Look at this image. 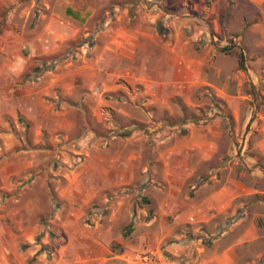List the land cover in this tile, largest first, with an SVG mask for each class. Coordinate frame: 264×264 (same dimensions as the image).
<instances>
[{"label":"crops","instance_id":"obj_1","mask_svg":"<svg viewBox=\"0 0 264 264\" xmlns=\"http://www.w3.org/2000/svg\"><path fill=\"white\" fill-rule=\"evenodd\" d=\"M206 1L208 7L203 5ZM40 16L46 23L42 31L36 30L30 39L9 35L14 38L10 49L6 48V33L0 50V124L6 128L0 130L4 145L0 147V264H108L114 258L109 249L110 228L98 223L82 225L75 195H62L71 205L66 215L61 210L65 204L55 202L56 210L52 205L56 230H44L45 216L37 211L41 198L20 193L35 179L15 184L11 175L22 167L8 165L17 157L25 170L40 165L39 159L29 155L37 156L41 150L24 146L11 157L9 151L21 140L11 126L7 130L9 120L3 115L17 123L21 116L24 123L33 125V144L59 126L75 124L66 117L71 106H57L59 95L70 103L76 92L97 90L102 96L109 91L139 89L151 104L154 90L163 89L170 91L169 97H181L189 105L193 91L205 88L229 102L233 88L247 80L264 84V0H47ZM4 20L10 22L11 13ZM161 26L169 33L162 34ZM231 38L245 48L247 70H235L236 48L231 53L218 51ZM24 46L27 51L18 49ZM46 62L52 64L45 66ZM226 62L232 63L231 69ZM156 73L163 74V80L152 76ZM222 121L190 124L182 136L171 135L175 141L167 152L169 159L177 156L183 161L185 153L193 151L209 170L219 152L215 140L222 134ZM198 129L207 130V135H200ZM175 163L183 171L170 170L161 187L145 189L163 214L175 216L172 227L163 226L164 244L155 247L163 262L264 264L261 229L256 221L245 226L250 212L236 205L238 199L258 190L223 174L197 182L196 167L184 161ZM101 165L100 190L123 184L120 180L108 183V164ZM188 222L195 226H182ZM155 223L146 224L152 229ZM174 231L176 237L166 241Z\"/></svg>","mask_w":264,"mask_h":264},{"label":"rangeland","instance_id":"obj_2","mask_svg":"<svg viewBox=\"0 0 264 264\" xmlns=\"http://www.w3.org/2000/svg\"><path fill=\"white\" fill-rule=\"evenodd\" d=\"M46 2L0 0V50L4 47L6 33L9 41L6 48L10 49L13 37L30 39L36 30H43L46 23H42L40 15ZM207 4L208 1L203 5ZM9 13L11 20L5 22L4 15L7 19ZM235 34L236 37L238 33ZM252 44L255 42L251 43V49ZM25 47L18 49L25 52ZM220 47H217L218 51ZM238 50L235 49L237 58ZM47 59L50 61L51 57ZM51 64L46 62L44 65ZM225 66L231 69L232 63L226 62ZM235 70L238 72V64ZM152 76L163 80V74ZM254 85L256 88L247 80L240 88L234 87L229 102L219 98L217 91L212 89L193 91L189 105L181 97H169L170 91L163 89L154 90L155 101L151 104H147L146 92L139 89L109 91L102 93V96L97 90L76 92L70 103L66 101L67 97L59 95L57 106H71L73 110L66 117L72 118L75 124L59 126L53 134L49 133L48 137L33 144V125L25 127L19 120L21 116L17 123L3 115L5 120H9L7 130L11 126L21 140V144L17 142L9 151L11 157L19 154L17 152L24 146L41 150L37 156L29 155V158L41 161L40 165L31 169H23V160L18 157L13 162L9 161L8 165L12 163L9 167H22L11 176L17 185L29 177L35 179L34 184L20 193L26 191L29 196L41 198L37 211L45 216L42 222L45 231L56 230L50 214L52 205L56 210L58 206L55 202L65 204V209L61 207V210L66 215L71 205L63 200L62 195H75L79 201L75 206L82 216V225L94 227L98 223L110 228L113 239L109 249L112 252L110 256L114 258L109 259L108 264H147L149 258L138 261V254L153 257L159 264H165L155 247L164 244L165 241H161L164 237L163 226L166 229L172 227L175 216L167 212L163 214L164 210L159 208L157 202L153 203L145 189L161 187L166 183L170 170L183 171L175 161H184L188 167H196L195 177L199 178L195 180L208 179L214 174L220 178L223 174L256 188L258 192L241 197L236 205L250 212L244 225L249 226L256 221L261 229L259 234L264 237V84ZM223 116L226 118L223 119ZM216 118L223 120L220 128L222 134L215 140L219 152L214 155L209 170L206 164L199 162V156L193 151H187L183 161L177 156L169 159L167 152L175 141L171 140V135L173 138L182 136L190 124H207ZM0 130L6 128L0 124ZM197 133L207 135L208 132L198 129ZM3 146L0 139V147ZM103 162H107L109 168L106 170L107 182L113 184L120 180L123 181L121 186L99 189ZM158 192L157 189L154 191L156 195ZM89 194L92 196L88 197ZM84 197L87 199L84 200ZM163 215L166 217L163 218ZM151 220L156 222L152 229L146 224ZM190 225L194 224L188 222L182 226ZM174 233L167 236L166 241L174 239Z\"/></svg>","mask_w":264,"mask_h":264},{"label":"trees","instance_id":"obj_3","mask_svg":"<svg viewBox=\"0 0 264 264\" xmlns=\"http://www.w3.org/2000/svg\"><path fill=\"white\" fill-rule=\"evenodd\" d=\"M160 32L162 34H168L169 31L161 26ZM238 36V34H237ZM237 38V37H236ZM233 48H239L237 55H238V68L241 70H247V66H246V53H245V48L241 45V43L236 40L235 38H231L228 44H225L224 46L220 47L219 50L221 52H228L230 50H232ZM249 84L251 86H253V88H256V85H252V82H249ZM19 120L23 123V125H25V127H28L29 124L28 123H24L23 122V118L20 117ZM207 179V178H206ZM205 178L203 179H199L201 180H206ZM199 180L197 182H199ZM37 241H40V237H38ZM45 249V247H43ZM48 253L50 254V251H48Z\"/></svg>","mask_w":264,"mask_h":264},{"label":"built area","instance_id":"obj_4","mask_svg":"<svg viewBox=\"0 0 264 264\" xmlns=\"http://www.w3.org/2000/svg\"><path fill=\"white\" fill-rule=\"evenodd\" d=\"M147 258H149L147 264H159V262L156 261V259H154L153 257H151V258L150 257H144L141 254L136 255V260H138V261H145V260H147Z\"/></svg>","mask_w":264,"mask_h":264},{"label":"water","instance_id":"obj_5","mask_svg":"<svg viewBox=\"0 0 264 264\" xmlns=\"http://www.w3.org/2000/svg\"><path fill=\"white\" fill-rule=\"evenodd\" d=\"M25 50L27 51V48H25Z\"/></svg>","mask_w":264,"mask_h":264}]
</instances>
